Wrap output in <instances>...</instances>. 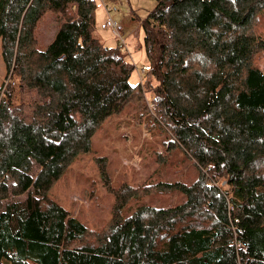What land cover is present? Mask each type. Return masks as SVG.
Listing matches in <instances>:
<instances>
[{
	"label": "trees",
	"instance_id": "1",
	"mask_svg": "<svg viewBox=\"0 0 264 264\" xmlns=\"http://www.w3.org/2000/svg\"><path fill=\"white\" fill-rule=\"evenodd\" d=\"M94 0H0V264H264V0H157L143 22L151 63L135 67L99 38ZM48 14L58 31L40 46ZM153 95L149 101L148 95ZM196 167L159 184L185 202L141 206L88 241L49 197L103 123L131 111ZM227 179L232 194L213 185ZM215 180V181H216ZM241 243V247L238 245Z\"/></svg>",
	"mask_w": 264,
	"mask_h": 264
},
{
	"label": "rangeland",
	"instance_id": "2",
	"mask_svg": "<svg viewBox=\"0 0 264 264\" xmlns=\"http://www.w3.org/2000/svg\"><path fill=\"white\" fill-rule=\"evenodd\" d=\"M94 1L97 35L109 48L119 49L118 42L110 31L99 30L100 25L110 17L122 23L126 46L121 51L135 67L130 83L137 86L151 66L145 49L143 22L156 8L157 0ZM41 22L38 38L40 46L46 48L56 36L59 23L52 14ZM256 23L255 35L264 39V11ZM255 64L264 72V53L255 57ZM144 68L146 72L142 74ZM10 83H14L13 73L7 70L0 39V88ZM148 99H154L153 95L149 94ZM149 110L140 119L127 111L106 120L91 140V151L79 154L48 193L52 201L66 208L88 228V241H98L109 232L115 219H125L141 206L163 209L181 205L185 198L180 192L158 185H191L199 176L183 153L168 151L167 137L152 129L149 123L154 106L149 104ZM215 180H212L213 185L232 194L225 177Z\"/></svg>",
	"mask_w": 264,
	"mask_h": 264
},
{
	"label": "built area",
	"instance_id": "3",
	"mask_svg": "<svg viewBox=\"0 0 264 264\" xmlns=\"http://www.w3.org/2000/svg\"><path fill=\"white\" fill-rule=\"evenodd\" d=\"M102 29L110 31L113 37L117 40L120 47L124 48L126 46V39L124 38V27L121 23H118L110 18L101 26ZM146 72V68L142 70V74ZM146 75V74H145ZM241 247V243L238 245Z\"/></svg>",
	"mask_w": 264,
	"mask_h": 264
},
{
	"label": "crops",
	"instance_id": "4",
	"mask_svg": "<svg viewBox=\"0 0 264 264\" xmlns=\"http://www.w3.org/2000/svg\"><path fill=\"white\" fill-rule=\"evenodd\" d=\"M118 23H119V22H118ZM103 24H104V23H102L100 26H102ZM121 24H122V23H121ZM96 28H97V27H96ZM101 29H102V28L100 27L99 30H101ZM99 30H98V31H99ZM102 30H104V29H102ZM102 30H101V31H102ZM106 31H107V30H106ZM99 32H100V31H99ZM103 35H104V34H103ZM103 37L105 38V36H103ZM106 39H107V38H106ZM118 45H119V44H118Z\"/></svg>",
	"mask_w": 264,
	"mask_h": 264
}]
</instances>
